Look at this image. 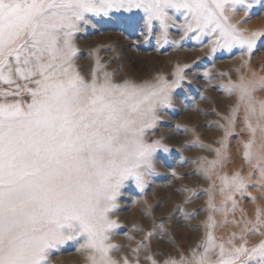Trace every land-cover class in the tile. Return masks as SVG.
I'll return each mask as SVG.
<instances>
[{
  "label": "snow or ice",
  "instance_id": "6c2138e0",
  "mask_svg": "<svg viewBox=\"0 0 264 264\" xmlns=\"http://www.w3.org/2000/svg\"><path fill=\"white\" fill-rule=\"evenodd\" d=\"M254 3L0 0V264H47L51 250L77 239L83 240L77 251L85 254L86 264H117L110 253L119 246L110 239L118 225L110 213L126 180H134L143 189L154 170L153 155L161 145L146 142V130L155 125L156 107L167 105L170 89L184 79V69L173 73L170 84L163 77H158L156 85L128 80L114 83L112 73L104 71L105 65L97 59L86 79L76 67L73 41L82 25L92 23L89 17L136 10L143 13L145 31L151 32L158 23L166 35L174 23L170 10L181 12L182 38L189 33L195 40L210 35L215 38L210 44L212 52L238 47L251 58L264 32L245 35L239 27L243 20L231 21L238 7L248 18ZM248 63L244 61L243 66ZM221 87L245 105L251 138L243 145V158L259 174L257 184L264 187V143L260 151H252L257 130L264 140V102L257 112L253 101V93L264 90V77L245 80L241 76L238 83ZM239 102L230 125L235 123ZM253 118L256 126L251 123ZM254 172L247 178L239 174L230 180L223 178L225 187L231 189L226 200L233 208V195L247 192ZM209 207H213L211 199ZM208 221L203 251L193 250L192 259L182 264H264V241L251 249L245 247L246 241L239 246L232 239L217 244L211 231L215 222L211 216ZM262 226L257 208L256 222L245 231L256 234ZM226 245L231 247L226 249ZM146 246L141 242L133 251Z\"/></svg>",
  "mask_w": 264,
  "mask_h": 264
},
{
  "label": "rangeland",
  "instance_id": "374dc122",
  "mask_svg": "<svg viewBox=\"0 0 264 264\" xmlns=\"http://www.w3.org/2000/svg\"><path fill=\"white\" fill-rule=\"evenodd\" d=\"M169 14L174 23L166 35L158 23L151 32L145 31L140 11L90 16L92 23L82 25L83 30L75 34L73 41L76 67L86 79H90L97 59L105 65L104 71L112 73L114 83L128 80L137 85H156L158 77H163L170 84L173 73L184 69V79L170 89L169 103L156 107L155 125L146 130V142L159 141L161 145L153 155L154 170L143 189L134 180H126L117 206L110 213V219L118 225L110 239L111 244L119 246L118 251L110 253L117 264H123L124 259L129 264L190 261L193 250L203 251L209 216L215 222L211 231L217 244L232 239L233 245L239 246L246 241L245 247L251 249L264 241V226L256 234L245 231L256 222L257 208L264 220V187L257 184L259 174L243 158V145L251 138L245 124V105L221 87L238 83L241 76L245 80L264 77V37L258 39L251 58L242 55L238 47L212 52L213 36L195 40L189 33L182 38V13L170 10ZM242 20L239 27L245 29V35L264 32V0H256L248 18L238 7L231 22ZM244 61H249L247 67ZM253 101L258 112L264 90L253 93ZM238 102L235 123L230 125ZM251 123L256 126V119ZM262 143L257 130L252 151H260ZM211 161L217 163L212 166ZM250 171L254 174L247 192L233 195V208L226 200L231 189L225 187L223 178L230 180L235 174L247 178ZM141 242L147 246L133 251ZM82 243V239L72 240L51 250L47 264H86L85 254L77 251ZM230 247L226 245V249ZM212 259L215 262L217 256Z\"/></svg>",
  "mask_w": 264,
  "mask_h": 264
}]
</instances>
